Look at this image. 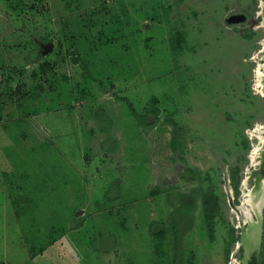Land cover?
Listing matches in <instances>:
<instances>
[{"label":"rangeland","instance_id":"obj_1","mask_svg":"<svg viewBox=\"0 0 264 264\" xmlns=\"http://www.w3.org/2000/svg\"><path fill=\"white\" fill-rule=\"evenodd\" d=\"M263 43L264 0H0V264H242L247 214L261 264Z\"/></svg>","mask_w":264,"mask_h":264},{"label":"trees","instance_id":"obj_2","mask_svg":"<svg viewBox=\"0 0 264 264\" xmlns=\"http://www.w3.org/2000/svg\"><path fill=\"white\" fill-rule=\"evenodd\" d=\"M51 46H52V42L50 41ZM42 49H44L43 46L40 47ZM170 49L174 52H176L177 47L174 45L173 41H170ZM39 50V51H40ZM49 50V49H48ZM47 50V51H48ZM175 59V56H174ZM151 109V108H150ZM149 109H143V111L141 113H134L136 117H138L139 121L142 122L144 125H152L153 122L156 120L157 116L155 113L150 112V116L148 117V119H146V116L144 115L146 111H148ZM149 113V112H148ZM211 229V228H210ZM148 232L149 234L153 237V239L155 240V242H159L162 241L164 238V232H165V227H164V221L162 220H153L149 223L148 225ZM170 236L172 239V246H173V254H172V261H175L176 257H177V253H176V246H177V240H176V232H175V227L174 225L171 223L170 224ZM105 241V245H101L100 250H107L111 247L113 241V238L110 236L106 239H104ZM157 247V245H156Z\"/></svg>","mask_w":264,"mask_h":264},{"label":"bare ground","instance_id":"obj_3","mask_svg":"<svg viewBox=\"0 0 264 264\" xmlns=\"http://www.w3.org/2000/svg\"><path fill=\"white\" fill-rule=\"evenodd\" d=\"M264 44V43H263ZM263 49V48H262ZM260 52V50H259ZM258 52V53H259ZM256 55V54H255ZM255 55L253 57H255ZM257 67L255 68V76H254V83H253V87L256 89V91L262 93L264 95V73L263 71H261L262 68H264V64L262 63H257ZM263 126L257 124L256 126V130H254L253 132L254 133H251L253 135H256L262 139H264V129L262 130ZM259 156V150L256 146H254L252 149H251V152L249 154V157L251 158V161L255 164L256 163V159L258 158ZM263 183H264V179H262ZM245 183V179H243L241 181V185H243ZM250 194V193H249ZM251 195V194H250ZM246 196V194H245ZM252 196L250 197H247L244 199L243 201V204L246 202V203H249L250 205L253 206V202L254 200H252L251 198ZM251 214V213H250ZM248 216L246 217L245 221H249V225H252V222H253V219L252 218H249V214H247ZM252 216V215H251ZM257 227V228H256ZM258 229H259V225L257 224L254 228H251V231H250V235H249V238H246L245 237H242L241 238V245H243L247 250H249V239H252L254 240L255 242L258 241Z\"/></svg>","mask_w":264,"mask_h":264},{"label":"flooded vegetation","instance_id":"obj_4","mask_svg":"<svg viewBox=\"0 0 264 264\" xmlns=\"http://www.w3.org/2000/svg\"><path fill=\"white\" fill-rule=\"evenodd\" d=\"M257 221L253 220L252 225H249V221H247V227L245 228V231L241 233L242 237L249 238L251 228H254L257 225ZM249 250H247L243 245V259L242 264H257V255H255V251L258 247V242H255L252 239H249ZM262 258V255H261ZM262 264V261H261Z\"/></svg>","mask_w":264,"mask_h":264},{"label":"water","instance_id":"obj_5","mask_svg":"<svg viewBox=\"0 0 264 264\" xmlns=\"http://www.w3.org/2000/svg\"><path fill=\"white\" fill-rule=\"evenodd\" d=\"M51 47V43L48 42L44 45V50H48ZM262 231H263V243H262V264H264V209H263V225H262ZM242 235L240 237L241 241Z\"/></svg>","mask_w":264,"mask_h":264}]
</instances>
